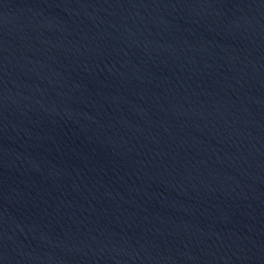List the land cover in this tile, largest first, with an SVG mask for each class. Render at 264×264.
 I'll return each mask as SVG.
<instances>
[{"label":"water","instance_id":"obj_1","mask_svg":"<svg viewBox=\"0 0 264 264\" xmlns=\"http://www.w3.org/2000/svg\"><path fill=\"white\" fill-rule=\"evenodd\" d=\"M0 264H264V0H0Z\"/></svg>","mask_w":264,"mask_h":264}]
</instances>
